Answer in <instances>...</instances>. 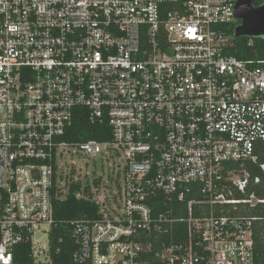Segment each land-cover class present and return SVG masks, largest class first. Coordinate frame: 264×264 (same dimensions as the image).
Wrapping results in <instances>:
<instances>
[{
  "label": "built area",
  "instance_id": "1",
  "mask_svg": "<svg viewBox=\"0 0 264 264\" xmlns=\"http://www.w3.org/2000/svg\"><path fill=\"white\" fill-rule=\"evenodd\" d=\"M237 1L0 0V264L19 245L58 264L53 194L79 183L62 184L63 160L95 157L120 168L118 202L93 198L98 218L70 223L68 264H254L256 218L225 207L264 200L223 193L245 191L228 165L264 144V61L227 53ZM76 108L110 139L61 140ZM174 223L178 243L162 238Z\"/></svg>",
  "mask_w": 264,
  "mask_h": 264
},
{
  "label": "trees",
  "instance_id": "2",
  "mask_svg": "<svg viewBox=\"0 0 264 264\" xmlns=\"http://www.w3.org/2000/svg\"><path fill=\"white\" fill-rule=\"evenodd\" d=\"M262 4V0L254 2V6L258 7ZM239 22L229 25V34L232 36L235 27ZM248 38H239L231 40V47L228 55L236 57L239 60L264 61V38H253V44L247 45ZM264 69V64L262 65ZM110 139V130L106 122H91L88 118L86 109L76 108L74 110V118L72 126L65 132L61 140L67 142H85L95 140L105 142ZM257 161H246L241 166L240 163H232L228 168L234 170L237 175L242 176L246 173L249 176V184L245 191L239 192L231 183H227L223 191L228 198L234 200H243L251 195L256 200H264V174L260 169V165L264 164V144L257 146ZM258 178L259 182L254 183ZM81 193V197L77 194ZM231 193V196H229ZM201 199L200 196H189L188 199ZM173 205V204H172ZM174 211L172 218L176 219L184 217L185 213L181 206L174 203ZM178 206V207H177ZM235 211L232 206L225 207V215L243 216L256 218L252 226V237L254 241V264H264V203H256L254 207L239 204ZM179 208V209H178ZM164 210V204L155 205V214ZM99 208L91 198L88 186L81 191L80 183H72L69 185V191L64 198L53 194V217L54 226L50 232V245L52 252L59 250L57 256H52L54 262L58 264L70 263V256L75 247V242L71 236L70 223L78 220H93L98 218ZM185 226L182 223H174L169 234L162 236L164 240H172L174 243L183 241L185 236ZM28 247L19 245L14 251V264H31L28 256Z\"/></svg>",
  "mask_w": 264,
  "mask_h": 264
},
{
  "label": "rangeland",
  "instance_id": "3",
  "mask_svg": "<svg viewBox=\"0 0 264 264\" xmlns=\"http://www.w3.org/2000/svg\"><path fill=\"white\" fill-rule=\"evenodd\" d=\"M73 160L75 159L66 158L63 160V165L61 166L62 184L63 180L69 182L77 181L81 184V188L88 186L92 199L97 198L98 200V197H100L99 200H104V204L108 207L117 204L118 185L122 178L120 168L112 169V167L109 166V161H104L100 157L90 159L86 164V169H84L82 165L84 162L80 159L75 160L74 166L69 165ZM69 182H66V185H68ZM67 192L68 188L65 189L64 194Z\"/></svg>",
  "mask_w": 264,
  "mask_h": 264
},
{
  "label": "water",
  "instance_id": "4",
  "mask_svg": "<svg viewBox=\"0 0 264 264\" xmlns=\"http://www.w3.org/2000/svg\"><path fill=\"white\" fill-rule=\"evenodd\" d=\"M238 25L233 32V38L264 37V0L255 7L252 0H238L234 9Z\"/></svg>",
  "mask_w": 264,
  "mask_h": 264
}]
</instances>
